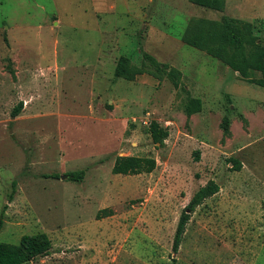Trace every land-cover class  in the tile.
<instances>
[{"label": "rangeland", "instance_id": "obj_1", "mask_svg": "<svg viewBox=\"0 0 264 264\" xmlns=\"http://www.w3.org/2000/svg\"><path fill=\"white\" fill-rule=\"evenodd\" d=\"M169 1L152 8L155 31L149 27L146 38L141 29L143 41L129 40L132 28L118 16L124 28L118 37L127 40L110 54L131 58L142 42L182 72L179 88L168 78L152 86L118 78L103 57L106 71H96L98 53L106 54L111 40L103 48L88 40L100 33L76 25L74 0H0V241L49 234L52 249L29 264H264V75L246 80L173 36L193 17L227 14L253 22L264 44V0H229L215 15L190 0H174L176 7ZM161 29L173 38H163ZM190 94L204 102L188 116ZM154 120L169 131L162 147L149 132ZM127 155L154 157L157 167L114 174L117 156ZM81 169L80 182L65 175ZM52 173L66 177H45ZM211 179L220 191L189 210L175 252L180 217ZM104 208L113 215L99 219Z\"/></svg>", "mask_w": 264, "mask_h": 264}, {"label": "trees", "instance_id": "obj_2", "mask_svg": "<svg viewBox=\"0 0 264 264\" xmlns=\"http://www.w3.org/2000/svg\"><path fill=\"white\" fill-rule=\"evenodd\" d=\"M196 5L208 7L218 11H225L226 0H190ZM182 41L192 47L202 50L210 56L222 61L228 65L234 72L246 80L253 81V74L261 72L264 75V44L261 40L260 29L253 22L227 14L222 15L218 20L202 17H193L190 19L186 30L182 36ZM143 54L142 66L132 63L131 59L122 55L115 69V76L126 80H134L137 75L150 73L160 82L165 78L172 81L175 88L182 85V72L167 63L159 61L154 55L141 48ZM151 68V69H150ZM257 81V80H256ZM254 82V81H253ZM261 84L264 86V80ZM23 109V102H20L13 111L17 116ZM203 101L201 98L189 96L185 104V112L188 116L201 112ZM229 117L223 120L225 131L229 130ZM149 132L153 142L162 147L169 137V131L160 125L156 120L149 126ZM196 159H200V151L195 152ZM235 169L241 168V162L237 159L231 160ZM157 167V160L149 156H117L113 165L114 174L138 175L141 173H151ZM86 174L85 169L71 171L65 174L69 180L80 182ZM47 178H60V174H46ZM17 181L12 182V191L9 194V200H13L16 192ZM220 191V185L213 179L205 185L199 187L195 192L187 208L183 211L178 222L177 230L174 236L173 250L178 252L180 245L186 233L187 225L191 214L204 201ZM7 207V206H5ZM113 215V210L104 208L100 210L97 217L102 219ZM2 212L0 218V229L3 226ZM53 247V242L49 234L39 232L34 234H25L18 244L0 241V264H26L40 256L47 255Z\"/></svg>", "mask_w": 264, "mask_h": 264}, {"label": "crops", "instance_id": "obj_3", "mask_svg": "<svg viewBox=\"0 0 264 264\" xmlns=\"http://www.w3.org/2000/svg\"><path fill=\"white\" fill-rule=\"evenodd\" d=\"M157 1L158 0H145V1L144 0L143 1L142 0H74L73 3L77 6L75 8L73 7L71 9V11H72L71 13L73 14V19L75 18L74 21L77 22L76 25L79 26L81 24H88L87 25L88 27H84V28L90 29L93 31H98L100 33L98 39H94L93 36L89 35L91 38H89L88 40L90 42H95L101 48L106 46V43L108 40H111V43H108L109 45L105 48V49H108V52L105 51L106 54H102V51H99V53H98V65L95 67L96 71H104L105 72L107 62L109 63L112 61H113V64L115 65V69H116L118 58L115 57V55L110 54V52H111L110 47H112L113 45H118V48L119 47L121 48L122 43H125L127 40L126 37H125L126 40H123V41L120 40V38L118 37V33L122 29L124 30V28H121V25H119V20L117 17L120 16V17L127 19V23H128L127 25H129L128 28H130V29L132 28V30L127 35L126 34L125 35L128 37L129 40L132 39V40L136 41V36H138L141 39V36L139 35V32L141 29H143V36H146L148 34L150 28H154V31H155V25L152 24L153 23L152 15L155 13V11L151 12V10L153 7L156 8L155 4L157 3ZM228 1L229 0H226V8L225 9H227ZM188 2H189V0H186V3H188ZM190 4L196 5L192 2ZM168 5H171L173 7L179 6L178 2L177 1L174 2V0L169 1ZM198 6H200V5H198ZM201 7L205 8L206 10L214 11V14H212V15H215L217 12L223 13L222 11L214 10V9H211L208 7H203V6H201ZM156 12H157V10H156ZM203 13H206V11ZM200 17L215 19V18L210 17V15H209V17H205V16H200ZM81 18L85 19V20H83L84 23H79V22H82ZM58 23H59V21L56 24H58ZM101 27H104V30H102ZM161 31H162V29H161ZM162 33H161V36L163 38H165L164 36H168L170 39L173 38L171 34L169 36L167 34H164L163 31H162ZM183 34H184L183 32H180V33L175 34L173 36L177 37L178 40H180V39L182 40ZM148 37L150 38L149 34L146 36V38H148ZM141 40L143 41V37ZM137 44L139 45V47L136 49V51H134L135 53L133 52V54H135L133 56H135V58H138L139 60L141 59L140 64H136V65L140 66L142 63V59H143V54H142V50H141L142 42L137 43ZM127 45H128V43H127ZM144 49H146V51H147V48L145 46H144ZM101 54H102V56H101ZM133 56H131V58ZM102 57L105 59H103ZM127 57H129V56H127ZM101 59H103L106 62L105 66L103 65L104 61ZM159 60L160 61H162V60L166 61V60H164V57H163V59L161 58ZM166 62H168V61H166ZM170 65H172V63ZM224 65H226V64H224ZM227 69H231V68L229 66H227ZM95 73L97 75V72H95ZM136 80L138 81L139 85L142 84V85L152 86V85H155L156 82H158V80H156V77L154 78V76L150 73L139 74V75H137ZM129 81H132V80H129ZM198 83H199V85L202 84L204 86V83H202V82H198ZM217 84L220 85V81H218ZM186 87L189 89L188 86H186ZM190 95L193 97L201 98L202 101L204 102V98L202 95H196V96H194L192 94H190ZM100 98H102V95L100 96ZM187 100L188 99H186L185 104H186ZM61 253L68 254L69 251L66 248H64L61 250ZM31 262L33 263L34 260ZM26 264H29V263H26Z\"/></svg>", "mask_w": 264, "mask_h": 264}, {"label": "water", "instance_id": "obj_4", "mask_svg": "<svg viewBox=\"0 0 264 264\" xmlns=\"http://www.w3.org/2000/svg\"><path fill=\"white\" fill-rule=\"evenodd\" d=\"M66 176L65 175H61V178L63 179V178H65ZM189 212V211H188Z\"/></svg>", "mask_w": 264, "mask_h": 264}]
</instances>
